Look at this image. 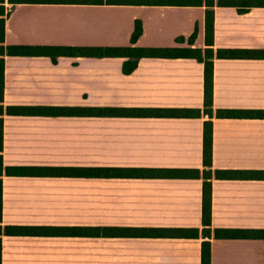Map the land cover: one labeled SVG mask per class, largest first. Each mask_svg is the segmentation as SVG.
I'll use <instances>...</instances> for the list:
<instances>
[{
	"label": "crops",
	"instance_id": "1",
	"mask_svg": "<svg viewBox=\"0 0 264 264\" xmlns=\"http://www.w3.org/2000/svg\"><path fill=\"white\" fill-rule=\"evenodd\" d=\"M6 44L206 47V4L6 2ZM214 45L264 48V6L214 5ZM142 32L133 41L137 23ZM192 36L194 38L192 39ZM7 54L6 105L200 108V116L4 115L5 165L198 168L201 176L3 175L5 225L199 227L205 62ZM214 112L264 109V57H214ZM213 120L212 169H264V117ZM212 226L264 228V179L211 178ZM264 264V237L2 235V264Z\"/></svg>",
	"mask_w": 264,
	"mask_h": 264
},
{
	"label": "trees",
	"instance_id": "2",
	"mask_svg": "<svg viewBox=\"0 0 264 264\" xmlns=\"http://www.w3.org/2000/svg\"><path fill=\"white\" fill-rule=\"evenodd\" d=\"M17 4L21 2H64V3H142V4H206L209 6L206 14V47L181 46H74L49 44H6V19L10 11L6 2ZM232 5L239 8L264 6V0H0V264H2V235L7 234H87V235H125V236H170V237H200L204 236L236 238L264 237V228H217L212 226V196L211 178L252 177L264 179V169H215L213 165V120L219 117H264V109L218 108L214 112V57H264V48H218L214 45V5ZM142 32L138 22L133 41ZM194 36H192V39ZM7 54L49 55L54 61L59 55H93V56H124V70L131 72L143 56L159 57H195L205 62V111L210 119L204 127V164L208 166L203 175V215L204 228L199 227H146V226H51V225H5L2 221V191L3 175L8 174H77V175H174L201 176L198 168H145L119 166H25L5 165L4 149V115L9 114H96V115H173L200 116V108H140V107H70L60 105H6L5 96V57ZM202 264H211V243L203 241Z\"/></svg>",
	"mask_w": 264,
	"mask_h": 264
}]
</instances>
